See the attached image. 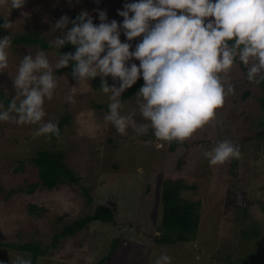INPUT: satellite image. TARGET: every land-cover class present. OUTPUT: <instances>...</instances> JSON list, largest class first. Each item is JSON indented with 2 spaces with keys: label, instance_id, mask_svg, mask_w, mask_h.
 I'll return each instance as SVG.
<instances>
[{
  "label": "rangeland",
  "instance_id": "1",
  "mask_svg": "<svg viewBox=\"0 0 264 264\" xmlns=\"http://www.w3.org/2000/svg\"><path fill=\"white\" fill-rule=\"evenodd\" d=\"M125 2L130 0H26L22 8L13 9L0 5V18L11 22L0 32V37H11L8 67L0 70V103L6 109L8 100L17 95L13 81L25 55L35 58L43 50L57 80L53 97L45 98L46 116L41 122L18 125L0 121V243L31 242L48 247L37 264H97L110 255L115 243L118 248L104 264H155L161 253L172 258L171 264H223L219 259L228 252L245 259V264H264V144L241 142L238 158L217 165H210L203 155L219 140L230 138L237 143L246 132H257L263 118L258 103L261 91L256 84H245L246 72L234 63L228 73L234 92L226 96L212 121L191 137L177 140L180 144L176 146L175 139L155 137L151 127L142 135L129 127L127 134L121 135L104 119L110 93L94 87V78L82 83L68 72L57 73V50L61 47L52 42L63 30L56 29L55 22L64 14L71 17L84 9L99 22L97 8L106 10L109 19L121 21L117 9ZM37 31L51 49L13 43L17 36ZM139 39L132 42L133 47ZM125 40L124 36L122 42ZM106 79L110 86H119L118 79L114 81L110 75ZM245 91L250 93L246 100L242 99ZM68 96H73L74 102L67 100ZM123 105L122 114L135 111L136 122H146L136 95ZM65 117L71 123L60 138L35 134L42 123L51 120L59 124ZM40 150L64 152L67 165L81 179L80 185H64L54 191L38 189L30 194V185L39 180L30 160ZM22 162L25 169L17 172ZM168 177L196 186L182 192L184 198L201 203L200 235L192 244L163 246L150 237L160 222L162 184ZM14 189L19 190L12 192ZM31 204L44 209L41 216L30 215ZM100 206L113 210L115 225L94 222L54 245L55 236L65 226L94 214ZM144 227L152 232L146 234ZM247 228L259 231V238L245 241L241 235ZM17 255L25 256L18 250L0 248L4 264H11Z\"/></svg>",
  "mask_w": 264,
  "mask_h": 264
},
{
  "label": "clouds",
  "instance_id": "2",
  "mask_svg": "<svg viewBox=\"0 0 264 264\" xmlns=\"http://www.w3.org/2000/svg\"><path fill=\"white\" fill-rule=\"evenodd\" d=\"M25 3L0 0V5L12 9L22 8ZM94 11L99 23L87 9L74 19L64 14L55 22V28L63 32L53 46H76L75 52L61 55L56 67L76 61L73 77L82 83L97 75L104 77L102 91L110 93L104 119L121 135H126L129 127L138 135L151 127L161 140L191 137L216 117L226 96L234 92L228 73L237 57L247 68L248 81L256 85L264 81V0H130L117 9L121 21L109 19L106 10ZM10 24L4 19L0 27L7 29ZM136 38L140 39L133 47ZM10 45V35L0 37V70L8 67ZM250 59L254 61L251 64ZM109 75L119 80L118 87L107 83ZM141 77L144 83L135 95L146 122L138 124L135 111L122 114L120 97ZM13 85L17 95L6 109L0 103V121L18 125L41 122L46 116L45 98L50 100L57 87L43 50L35 58L24 56ZM67 100L74 102V97L68 96ZM59 131L58 123L48 120L35 134L58 136ZM203 155L210 165H217L238 158L240 149L226 138ZM171 260L167 253H161L155 264H171ZM11 264H32V259L17 255Z\"/></svg>",
  "mask_w": 264,
  "mask_h": 264
},
{
  "label": "trees",
  "instance_id": "3",
  "mask_svg": "<svg viewBox=\"0 0 264 264\" xmlns=\"http://www.w3.org/2000/svg\"><path fill=\"white\" fill-rule=\"evenodd\" d=\"M78 13L72 15L70 18L74 19ZM5 18H0V25L4 23ZM96 23H99L95 19ZM71 26V25H70ZM0 32L4 33L2 27H0ZM39 32H28L17 36L14 40V44L18 45H40L44 50L51 49L50 45H47L41 37L38 36ZM124 38L123 33L121 34V40ZM231 43V42H230ZM75 45L71 43H66L59 50H57L58 55L61 57L63 53L75 52ZM76 61L70 60L69 64L66 67H61L57 70L58 74L63 72H68L73 77V70ZM235 64L241 68L244 72H247L246 66H244L238 59H236ZM246 77V75H245ZM76 79V78H74ZM104 78L96 76L94 78V87L102 88L101 81ZM245 84H255L250 82L247 78L244 80ZM109 84V80L107 79ZM144 83L142 77L137 80L131 88H128L121 96V101L124 104L127 100L133 98L138 91L139 87ZM261 91V95L258 98V103L260 110L262 111V120L258 123V130L254 134L246 132L243 134L241 139H236L237 143L241 142L244 144H249L250 141H255L257 144H264V81L257 85ZM250 95L249 91L242 93V99L246 100ZM9 100L7 105L9 104ZM100 107V106H98ZM71 123L69 117H65L59 124V135L51 134L52 139H58L63 135L64 129ZM180 144L179 141L174 140L173 145L176 146ZM30 163L36 167L38 170L39 180L30 185L29 193L33 194L38 189L54 191L58 190L61 186L64 185H80L81 179L77 177L74 171L67 165L65 161V153L62 151L55 150H40L37 152L36 156L31 158ZM25 169L24 162L19 168L16 169L17 172H22ZM163 188L161 192V214L159 216L160 222L158 228L154 229L156 232L150 237H153L155 243L169 246L176 243H182L189 245L198 240L200 235V222H201V203L199 201H191L183 197L182 192L187 189H196V186L189 185L182 178L174 179L168 177L163 181ZM19 189H14L12 192H17ZM11 192V193H12ZM11 193L9 195H11ZM88 200L91 202V198L88 196ZM42 209L40 211L38 206L34 204L29 205L28 212L30 215L37 214L42 215ZM102 222L103 224H114L116 223L115 213L113 210L100 206L96 208L94 214L87 217L81 218L74 222L73 224L67 225L64 227V230L55 236L54 245L59 242L63 237L74 236L77 232L84 230L90 224L94 222ZM140 229V227H138ZM145 230V227L143 228ZM146 234H149L148 229L145 230ZM260 232L250 228L244 229L242 231L241 237L246 240H253L259 238ZM264 242V240H263ZM0 248H9L13 250H18L22 252L25 256H30L32 259V264H37L40 257L48 253L49 248H42L41 245L37 243H25V244H10V243H0ZM117 243L113 245V249L110 251V255L102 259L97 264H104L115 252ZM215 258V257H214ZM213 258V260H214ZM238 258V259H236ZM263 258V257H261ZM220 262L223 264H245L247 261L241 257H234V252L229 254L227 257H220ZM216 261V260H215ZM251 264H256L252 262Z\"/></svg>",
  "mask_w": 264,
  "mask_h": 264
}]
</instances>
